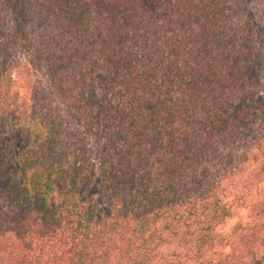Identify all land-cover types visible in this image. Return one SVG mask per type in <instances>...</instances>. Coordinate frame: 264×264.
Listing matches in <instances>:
<instances>
[{
	"label": "trees",
	"instance_id": "trees-1",
	"mask_svg": "<svg viewBox=\"0 0 264 264\" xmlns=\"http://www.w3.org/2000/svg\"><path fill=\"white\" fill-rule=\"evenodd\" d=\"M242 1L0 0V264H264Z\"/></svg>",
	"mask_w": 264,
	"mask_h": 264
},
{
	"label": "rangeland",
	"instance_id": "rangeland-1",
	"mask_svg": "<svg viewBox=\"0 0 264 264\" xmlns=\"http://www.w3.org/2000/svg\"><path fill=\"white\" fill-rule=\"evenodd\" d=\"M244 6H249V9H239L241 12L237 13L236 11V4L230 3L229 5L226 4V6H229V18H237L239 21L243 19L252 18V21L254 22L253 30L255 29L256 35L252 39V44L255 46V52L253 59L251 61V66L254 69L251 77L258 76L259 82L256 85V83L252 84H246V86L253 91V86H255V96H262L264 101V0H243ZM26 30L27 35L30 40H32L35 37H43L44 32L47 30L43 29L41 27V24L38 22V18L28 17L26 19ZM39 27L41 28L39 30ZM230 34V32H228ZM33 49L39 48L38 45L34 42L32 45ZM256 74V75H255ZM36 75L39 77L40 82L42 86L49 87V79L47 72L43 66L38 67V71L36 72ZM255 80V77H254ZM48 89V88H44ZM22 92V90H21ZM0 105H4L3 102H0ZM232 223V221H229V224Z\"/></svg>",
	"mask_w": 264,
	"mask_h": 264
}]
</instances>
